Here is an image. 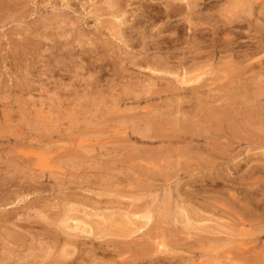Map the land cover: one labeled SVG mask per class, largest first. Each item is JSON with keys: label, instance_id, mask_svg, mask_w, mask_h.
Returning <instances> with one entry per match:
<instances>
[{"label": "rangeland", "instance_id": "1", "mask_svg": "<svg viewBox=\"0 0 264 264\" xmlns=\"http://www.w3.org/2000/svg\"><path fill=\"white\" fill-rule=\"evenodd\" d=\"M208 1L187 45L172 0H0V264H264V4ZM179 206L253 235L186 228ZM105 208L157 210L147 234L70 240L63 217Z\"/></svg>", "mask_w": 264, "mask_h": 264}, {"label": "bare ground", "instance_id": "2", "mask_svg": "<svg viewBox=\"0 0 264 264\" xmlns=\"http://www.w3.org/2000/svg\"><path fill=\"white\" fill-rule=\"evenodd\" d=\"M177 2H181V4L179 3V4H176ZM229 3L231 4L232 3V5H234L235 7H239V9H240V11L242 10L243 11V13L245 12H247V14L249 15H254V14H256L257 12V10H256V7L258 6V5H260V7L261 6H263V4H264V0H230L229 1ZM202 5V6H201ZM168 6V10H167V12H166V14L165 15H167L168 17H172V16H179V15H181V14H185V16H184V22L186 21L187 22V24L185 23V27H179V28H176V30H178V32L180 33V34H185V35H187L186 36V38L184 39V41H183V43L184 44H187V45H196L197 43H198V38L196 37V35H194V33H192L193 35H190V34H188V33H190V32H195V28H196V23H197V20L198 19H200V16L202 15L203 16V13H202V7H204L205 9H208L209 7H212V4H210L209 3V1L208 0H172V2L170 3V4H168L167 5ZM201 7V8H200ZM262 10H263V8H261ZM261 9H260V13H261ZM116 18H119V17H116ZM238 18V17H237ZM119 20V19H118ZM120 22L118 23L119 25H117L116 23H115V25L116 26H114V27H116V28H118V27H120L119 29H116L117 31L119 30V33H120V35L121 36H123L124 35V33L122 32V30H123V28L121 29V24L122 25H124L125 23H127V21H125V20H119ZM231 23H234V22H230V24ZM236 23V22H235ZM240 23V22H239ZM250 23V22H249ZM194 25V26H193ZM224 26H226V25H224ZM236 26V25H235ZM250 26V25H249ZM240 27V26H239ZM214 31H215V33H218V31L219 30H222V29H217V28H214L213 29ZM210 41V40H209ZM262 42V41H261ZM256 43V42H255ZM253 44V43H252ZM261 44V43H260ZM259 44V45H260ZM232 45V44H231ZM258 45V46H259ZM252 46V45H251ZM193 47H195V46H193ZM200 47V46H199ZM239 48V47H238ZM256 48H258L257 46H256ZM261 48V47H260ZM198 49V48H197ZM232 49V48H231ZM228 50V49H227ZM234 50V49H233ZM242 50V49H241ZM244 50V49H243ZM248 50V49H247ZM250 50V49H249ZM254 51V50H253ZM256 51H258V50H256ZM255 51V52H256ZM191 52V51H190ZM194 52H196V51H194ZM230 52V51H229ZM237 52H239V51H237ZM244 52V51H243ZM247 52V51H246ZM246 52H245V54H246ZM235 53V52H234ZM193 54H195V53H193ZM234 55H236V54H234ZM195 56V55H194ZM236 56H238V54L236 55ZM249 56V55H248ZM247 57V56H246ZM233 58V57H232ZM237 58V57H236ZM193 60V59H192ZM186 62V61H185ZM190 65L192 64V63H189ZM188 64V65H189ZM182 66H184L183 64H182ZM175 67V66H174ZM190 67V66H189ZM188 66L187 67H184L185 68V70H181V72L179 71V67H177V69H178V71L180 72V73H178L177 71V73H174L173 75L175 76V78H176V82L179 84V85H181V86H185L184 88H186V89H188V87H186V86H189L191 83H194V82H196L197 80H199L200 79V77H201V75L200 74H197V71L199 70V69H197V71L195 70V72H194V69H193V67L195 68V66H192V69L193 70H190V69H188L189 68ZM147 68V67H146ZM156 68V67H155ZM187 68V69H186ZM264 68V67H263ZM150 69V68H149ZM150 71H151V69H150ZM152 71L153 72H160V73H162L161 72V70L160 71H158L157 69H152ZM168 71H173V70H168L167 69V72ZM164 72V71H163ZM171 72H169V73H171ZM172 74V73H171ZM177 84V85H178ZM174 88L176 89V88H178L177 86H173V90L171 91V92H173V91H176V90H174ZM180 88V87H179ZM193 92H194V90H193ZM194 96V95H193ZM197 99V98H196ZM244 99H246V97L244 98ZM255 99V98H254ZM234 100V99H233ZM248 100V99H247ZM222 101V100H221ZM254 101V100H253ZM223 102V101H222ZM250 102V101H249ZM255 102V101H254ZM207 103H209V102H207ZM225 103V102H224ZM241 103V102H240ZM243 103V102H242ZM244 104V103H243ZM236 105V104H235ZM223 106V105H222ZM221 106V107H222ZM227 106V105H226ZM247 106V105H246ZM225 107V106H224ZM243 107V106H242ZM249 108H250V106H249ZM254 108V107H253ZM179 109V108H178ZM181 109H183V108H181ZM219 109V108H218ZM222 109V108H221ZM251 109V108H250ZM248 110V109H247ZM252 110V109H251ZM255 110V109H254ZM172 111V110H171ZM219 111V110H218ZM175 112V111H174ZM177 112H178V110H177ZM176 112V113H177ZM180 112V111H179ZM179 112H178V115H179ZM185 112V111H184ZM226 112V111H225ZM236 112H238V111H236ZM223 113V112H222ZM221 113V111H220V113L219 114H222ZM246 114V113H245ZM176 115V114H175ZM182 115V114H181ZM224 115V114H223ZM223 115H221V116H223ZM228 115V114H227ZM204 116V115H203ZM206 116H208L209 117V115H206ZM236 116V115H235ZM184 117V116H183ZM207 117V118H208ZM211 117H213V116H211ZM245 117V116H244ZM214 118V117H213ZM220 118V117H219ZM249 118H251V117H249ZM248 118V120L249 121H251V119H249ZM188 119H189V117H188ZM212 119V118H211ZM239 119H241V118H239ZM194 120V119H193ZM193 120L191 121V122H193ZM209 120V119H208ZM178 121V120H177ZM263 121V120H262ZM186 122V121H185ZM190 122V123H191ZM257 122V121H256ZM187 123V122H186ZM247 123V122H246ZM258 123V122H257ZM251 124V123H250ZM238 125V124H237ZM239 126H240V124H239ZM255 126V125H254ZM235 128H236V125H235ZM237 130V129H236ZM236 130H233V132L234 131H236ZM240 130V129H239ZM261 131V130H260ZM238 132V131H237ZM255 132H256V130H255ZM254 132V133H255ZM257 134V133H256ZM263 134V133H262ZM144 136H145V134H144ZM157 136V135H156ZM162 136V135H161ZM161 136H159V137H161ZM176 136H179V135H176ZM233 136V135H232ZM260 136H261V133H260ZM153 137H155V136H151L150 138H153ZM163 137H165V136H163ZM171 137V136H170ZM169 137V138H170ZM174 137V136H173ZM263 137V136H262ZM261 137V138H262ZM146 138L148 139V137L146 136ZM187 138L188 137H186L185 135L184 136H180V140L181 141H187ZM157 139H158V136H157ZM160 139V138H159ZM172 139V138H171ZM176 139H178V138H176ZM190 141L191 142H193V139H190ZM31 142V141H30ZM256 142V141H255ZM37 155V154H36ZM40 157V161H41V163H42V160H43V165H45V164H48L47 163V161H46V158L43 156V159H41V157L42 156H39ZM33 159V158H32ZM36 159H38V158H36ZM32 161V160H31ZM28 163H29V161H28ZM31 163V162H30ZM23 165V164H22ZM258 168H259V166H258ZM38 169V168H37ZM255 169V168H254ZM260 169V168H259ZM252 175V174H251ZM39 181V180H38ZM40 182V181H39ZM22 189V188H21ZM29 190H31V189H29ZM170 190H168V194L166 195V197H167V199L168 200H170L171 198H170V193L172 192H169ZM251 192V191H250ZM252 193V192H251ZM99 194V193H98ZM249 194V193H248ZM119 195V194H118ZM125 195V194H124ZM127 195V194H126ZM132 195V194H131ZM252 195V194H251ZM101 196V195H100ZM121 196V195H120ZM128 196V195H127ZM126 196V197H127ZM147 196V195H146ZM152 196H154L155 197V195H151V197ZM172 196V195H171ZM234 196V202H236L235 203V205L238 203L239 204V206L241 207V209L244 211V212H247V213H245V214H249V216L250 217H254V218H258V217H260V216H256V215H254L255 214V212L256 211H254V210H252L251 208H249L247 205H249L250 204V201H246V200H244V199H240V198H238V197H236L237 195H233ZM119 197V196H118ZM122 197V196H121ZM125 197V196H124ZM137 197V196H136ZM153 197V199L155 200L156 198H157V196H156V198H154ZM244 197H246V196H244ZM128 198H130V200H131V197H129L128 196ZM138 198H140L139 196H138ZM142 198H144V195H143V197ZM248 198V197H247ZM141 199V198H140ZM133 200H134V196H133ZM248 200H250V199H248ZM257 200V199H256ZM135 201L137 202L138 200H136L135 199ZM142 201V200H141ZM146 201V200H145ZM148 201V200H147ZM164 201V200H163ZM251 201H253V200H251ZM132 202V201H131ZM139 202V201H138ZM137 202V203H138ZM123 202H121V204H122ZM133 203V206H134V202H132ZM146 203V202H145ZM153 203V202H152ZM240 203H242L241 205H240ZM124 204V203H123ZM128 204V203H127ZM144 204V203H143ZM149 204V203H148ZM162 204H163V202H162ZM165 204H166V202H165ZM179 204V203H178ZM166 205H168V204H166ZM151 205L149 204V206L148 207H150ZM158 206H159V204H158ZM236 206H238V205H236ZM238 206V207H239ZM123 207V206H122ZM145 207V206H144ZM164 207V206H163ZM179 207H181V206H179ZM237 207V208H238ZM239 207V208H240ZM84 208V207H83ZM95 208H97V207H95ZM110 208H112V207H110ZM116 208V207H115ZM121 208V207H120ZM123 208H126V207H123ZM127 208H128V205H127ZM133 208V207H132ZM131 208V209H132ZM141 208V207H140ZM140 208L139 207H137V209H139L140 210ZM143 208V207H142ZM154 208V207H153ZM152 208V209H153ZM160 208H161V206H160ZM159 208V209H160ZM195 208V207H194ZM106 209V208H105ZM148 209H150V208H148ZM147 208H145L144 209V212L143 211H135V212H131V211H128L127 209L126 210H123V209H121V210H119V209H117V210H112L111 211V209H110V211H109V208H108V210H107V212L109 211V213H107V212H105L106 210H104L103 212L104 213H100V212H96V210H95V212H91V211H94V210H90V211H88V210H86L85 212H84V216H74V217H71V216H65V217H63V219L62 220H60L61 221V224H62V227L65 229V231H66V234L70 237V240L72 241L73 239H71V237L73 238V237H75V239H78V237H86V238H88L89 236H93L94 238L97 236L98 238H101V237H112V236H114V237H125V238H127V237H132V236H136L137 235V237H138V234L139 235H141V233H146L147 234V230H146V232H144V229H147L148 227V225L152 222V220H153V216H152V214H151V212H153V211H150V210H148ZM158 209V210H159ZM161 209H163V208H161ZM196 209V208H195ZM220 209V208H219ZM241 209H240V211H241ZM85 209H83V211H84ZM102 210H103V208H102ZM157 210V209H156ZM155 210V211H156ZM166 210V209H165ZM181 210H182V213H183V215H182V213H181V215H182V222H181V220H179V222H180V224L182 223V225L183 226H185L186 228H189V229H194V230H200V231H203V232H208V233H210V234H223L224 236H227L228 238L227 239H229L230 237H232V236H235V237H237V236H241V237H244V238H246L248 235L250 236V235H253V232L250 230H243V232H240V233H238V232H236V231H234V227H231L230 225H229V223H222V222H218L217 220V222H216V224L215 225H210V224H204V223H202L203 221H204V219H201V221H197L196 220V217L197 216H195V215H200V213L199 212H194V213H192L191 211H189V210H187V209H185V208H183V207H181ZM217 210V209H216ZM82 211V212H83ZM154 211V212H155ZM167 211V210H166ZM159 212V211H158ZM178 212V211H177ZM227 212V211H226ZM225 212V213H226ZM161 213V212H160ZM179 213V212H178ZM222 213H224L223 211H222ZM228 213H230V212H228ZM257 214V213H256ZM262 214H264V213H262ZM82 215H83V213H82ZM160 215V214H159ZM231 215V214H230ZM158 216V215H157ZM162 216V215H161ZM179 216H180V214H179ZM248 216V218L249 219H247L246 217V219L247 220H250L251 218ZM87 217V218H86ZM156 217V216H155ZM160 216H158V218H159ZM164 217V216H163ZM232 217H234V216H232ZM264 217V216H263ZM180 218V217H179ZM201 218V217H200ZM254 218H252L253 220L252 221H254ZM162 219V218H161ZM198 219V218H197ZM242 219H243V217H242ZM260 219H262L261 217H260ZM210 220V219H209ZM209 220H206V221H209ZM256 220V219H255ZM212 221V220H211ZM259 221V220H258ZM178 222V221H177ZM212 222H214V221H212ZM262 223H264V222H262ZM244 225V224H243ZM63 229V230H64ZM65 231H63V232H65ZM62 232V233H63ZM209 234V235H210ZM145 236V235H144ZM96 237V238H97ZM203 237V236H202ZM215 237V236H214ZM208 238V237H207ZM219 238V237H218ZM243 238V239H244ZM66 240L68 239L67 237L65 238ZM91 239V238H90ZM209 239H212V237H210ZM237 239H239V238H237ZM69 240V241H70ZM116 240V239H115ZM213 240V239H212ZM229 240H231V239H229ZM65 241V240H64ZM67 242V241H65V242H67V244H69L70 243V245H72V244H74L73 242L71 243V242ZM238 241V240H237ZM76 242V241H75ZM109 242V241H108ZM123 242V241H122ZM121 242V243H122ZM126 242H129V241H126ZM126 242L125 243H123V244H126ZM145 242V241H144ZM160 242V241H159ZM162 242V241H161ZM77 243V242H76ZM111 243V242H110ZM139 243V242H138ZM140 243H142V242H140ZM139 243V244H140ZM210 243H211V241H210ZM230 243V242H229ZM244 243V242H243ZM66 244V245H67ZM130 243H128V246H130L129 245ZM232 244H234L233 242H232ZM246 244V243H245ZM63 245V247L64 248H62L64 251V253H63V255L62 256H65V258L66 257H70V255H72L73 253H74V251H75V249H74V251H71V250H68V249H73V248H75V247H73L74 245H77V244H74L73 246H71L72 248H70V247H66L65 248V243L64 244H62ZM69 245V246H70ZM84 245V244H83ZM141 245V244H140ZM142 245H144V244H142ZM148 245V244H147ZM149 245H151V244H149ZM231 245V244H230ZM111 246H113V245H111ZM110 246V247H111ZM119 246H120V244H119ZM127 246V245H126ZM159 246L161 247H163V244L161 245V243H159ZM234 246V245H233ZM99 247V246H98ZM147 247V246H146ZM68 248V249H67ZM102 248V247H101ZM126 248V247H125ZM130 248V247H129ZM141 248H143V247H141ZM148 248V247H147ZM149 248H150V246H149ZM148 248V250H149V253H150V249ZM165 248V247H164ZM79 249V248H78ZM107 249V248H106ZM166 251L168 250V252L167 253H171L170 251H169V249H167V247H166V249H165ZM164 250V251H165ZM77 251V250H76ZM95 251V250H94ZM102 251V250H101ZM105 251V250H104ZM118 251H119V249H118ZM126 251H128L127 249H126ZM125 251V252H126ZM141 251V250H140ZM161 251V250H160ZM122 252H124V251H122ZM124 252V254H126ZM141 253H144L143 251H141ZM140 253V254H141ZM160 253H165V252H163V248H162V252H160ZM102 254V253H101ZM137 254V253H136ZM145 255L147 254V253H144ZM96 255V254H95ZM102 255H104V254H102ZM150 255V254H149ZM152 256V255H151ZM104 257V256H103ZM138 258V257H137ZM141 259H142V257H140ZM166 258V257H165ZM63 259H64V257H63ZM126 259H128V258H126ZM149 259H151L150 257H148V259L147 260H149ZM157 259L158 258H156L154 261H156V263H157ZM159 259H161V258H159ZM164 259V258H163ZM173 259V258H172ZM172 259H170L169 261H171ZM243 259V258H242ZM67 260V259H66ZM111 260H113V259H111ZM130 260V259H129ZM74 261V260H73ZM114 261V260H113ZM128 261V260H127ZM132 261V260H131ZM136 261H139V260H136ZM159 261V260H158ZM164 261V260H163ZM165 261H167V260H165ZM117 262V261H116ZM133 262V261H132ZM142 262V261H141ZM140 262V263H141ZM149 262V261H148ZM147 262V263H148ZM152 262H153V260H152ZM155 263V262H154ZM165 263V262H164ZM164 263H162V264H164ZM242 263V262H241ZM64 264V263H63ZM148 264H151V262L150 263H148Z\"/></svg>", "mask_w": 264, "mask_h": 264}]
</instances>
